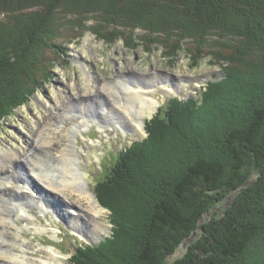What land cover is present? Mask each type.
Returning <instances> with one entry per match:
<instances>
[{
  "label": "trees",
  "instance_id": "obj_1",
  "mask_svg": "<svg viewBox=\"0 0 264 264\" xmlns=\"http://www.w3.org/2000/svg\"><path fill=\"white\" fill-rule=\"evenodd\" d=\"M238 1L253 6L260 2L258 8L264 4ZM66 3L74 7L85 3L87 15L75 19L77 28L93 20L86 29L110 43L122 36H112L109 29L140 27L149 33H170L181 24L191 34L216 40L230 29L232 37L248 46L259 42L264 48V38L257 37H264V20L251 11L226 8L222 0L189 2L196 21L205 25L187 16L183 17L189 20L176 21L160 5L147 12L141 0H0V14L8 19L16 20L20 7L30 9L28 17L22 18V13L18 19L22 23L15 24L23 28L5 18L0 21V122L42 87L41 56L59 38L56 34L49 38L46 27ZM233 11L238 12L236 23L229 15ZM199 28L203 31L195 32ZM262 67H254V72L264 74ZM224 73L220 81L202 89L201 102L194 97L172 99L164 115L158 113L146 123L147 137L118 155L110 174L95 187L100 203L110 211V236L97 244L78 245L70 264H250V257L264 249V83L253 86L251 94V90L243 94L240 86L228 102L217 104L214 97L209 100L213 94L235 91L234 73L227 68ZM46 74L43 68L42 75ZM210 107L213 112L207 111ZM190 133L199 137L191 138ZM228 196L231 205L210 216ZM183 243L184 254L169 261Z\"/></svg>",
  "mask_w": 264,
  "mask_h": 264
},
{
  "label": "rangeland",
  "instance_id": "obj_2",
  "mask_svg": "<svg viewBox=\"0 0 264 264\" xmlns=\"http://www.w3.org/2000/svg\"><path fill=\"white\" fill-rule=\"evenodd\" d=\"M141 1L144 10H147V12L153 13L156 9L163 8L169 10L170 16L176 17V21L180 18L183 20H189V18L194 21L197 20L194 10L189 5L192 0ZM222 1H224L226 8L230 7L234 11L245 10L247 13L251 11L250 14L259 16V21L264 20V4L261 5V8H258L260 2L253 6L254 4L249 1H246L248 5H244L238 0ZM152 3L154 7H151ZM159 5L160 7L157 8ZM183 7L187 9L185 10ZM20 8H18V15L21 16L23 13L22 18L28 17L30 9L28 7ZM61 8L49 18L50 22L45 31L49 38L52 37V34L58 35L59 38H54V48L46 49L41 56L43 67H41L38 75L43 81L42 87L34 92L25 104L15 108L12 114L4 117L0 122V157H2V151L5 149H14L20 152L8 167H1L2 164H0V175L3 177L1 172L6 170V167L8 169L12 164L18 166L19 163H28L24 160L26 152H29L32 158H41L43 161L41 163L47 164L53 162L63 163V156L67 155L71 163L78 167V174L82 177L84 186L88 188L89 193L93 194L94 200L97 202L98 207L103 209V213L100 215L91 213L90 209L87 208L89 204L85 199H79L77 195L74 196L70 192H64L65 194L62 197H58V201L64 205V211L67 213L63 215L67 217L62 214L56 215V207L59 205L56 200H52L51 203L55 214L51 213L54 217L51 213L40 212L35 203H31L30 209L28 208L29 212L32 211L30 212L32 216H34L33 214L36 215L35 223H39V220L43 224L44 227L39 223L40 231L43 230L41 233L37 232L34 227L27 225L28 218H18H24L18 221L19 226H28L24 230L21 229V233L23 230L22 236L25 239L23 243L27 254L26 258L41 262L40 260L43 257L45 258L46 254L51 253V249L54 248L61 253L58 256L59 260L55 261L54 264H70V255L78 245L97 244L110 236L112 230L110 211L97 198L95 194L96 184L98 181L105 180L110 174L111 168L122 151L130 147L133 142L146 138L145 123L152 116L153 111H158L161 115H164L168 104L174 98L185 100L194 97L198 98V102H201L202 89L206 91L209 82L220 81L225 76V68L234 73L232 81H234L233 86L235 85V87L233 88L235 91L219 90L218 95L213 94L209 100L215 99L217 104L220 101L223 102V100L228 102L230 96L235 95L240 86L241 88L243 86L242 89L244 90H241L243 94L249 90H251L249 92L251 94L252 88H260V85L264 83V74H258L253 69L256 66H264L262 60L264 48L259 42H254L255 44L248 46V43H245L239 37H232L230 29L226 31V37L219 38L217 36L218 39L216 40L213 37L208 39L201 33V35L191 34V31L185 30V26L181 24L173 26L175 31L170 33H149L140 27L132 30L117 28L118 31L109 29L107 33H114L112 36L115 34L122 36L110 43L107 40L99 39L89 28V30L86 29L94 23L93 20L84 21L85 28H77L75 19L78 17L83 18V14L87 11L85 3L76 7H74V4L66 3ZM32 9H35V7H32ZM234 11L229 15L233 16L231 21L236 23L238 22L236 20L238 12ZM200 13L201 15L204 14L201 11ZM19 16L16 17V21L13 16L8 19L9 15L0 14V21L5 18L8 19L9 23L14 22L15 27L23 28V25H15ZM213 18L218 20L219 16L215 15ZM200 22L197 23L200 25L208 24L207 22ZM18 23H22V21ZM5 24L9 25L8 23ZM190 25L195 26L193 23H190ZM189 29L193 30L190 27ZM197 31L199 33L203 29L195 30V32ZM257 37L264 38L263 36ZM219 40L223 42V45L219 44ZM43 68L47 71V74L49 72L48 76L47 74L42 75ZM87 78L91 79L87 82ZM155 80L164 88L171 90L163 91L158 85L151 93L154 98V94L158 91L155 97L159 104L154 107L151 113H146L143 116L144 131L137 127L135 129L131 128V130L126 131V134H123L118 126H111V123L118 122L116 117H122V112L129 118L134 116L133 112L128 114L124 110L125 107H121L113 99L115 96L121 98L126 94V91L123 90V83L128 82L130 85L134 82L147 81L151 82L152 85ZM90 88H94V91L89 95ZM120 88L121 94L119 95L116 92ZM85 92H87L86 95H84ZM82 97L85 100L84 106H80L82 105L80 104ZM218 97L223 99L220 100ZM122 103L124 105V101ZM103 104L113 110H111L112 115L115 116L117 111L115 121L108 120L102 113ZM207 111L211 112L212 107L207 108ZM74 114H76V120L73 119ZM84 118H90L91 121L82 123L81 121ZM97 123H101L102 130H100ZM179 123L178 120L175 126L179 127ZM60 126L61 129H58ZM189 135L191 138L199 137L197 136L198 133H190ZM27 159L29 160L28 157ZM0 163H2L1 160ZM16 166L14 167L15 173L12 170L9 171L8 175L11 178L15 180H21V178L27 180L29 178V181H32L34 177L29 169H22L21 165ZM21 173H24L27 177H23ZM133 174H136L134 171L132 177L135 179ZM254 176L255 174L252 178ZM56 180H61L60 174H58ZM35 182L37 185L30 183L35 189H38L37 192L44 193L43 189L45 188L42 182L40 181V183L38 180H35ZM3 190H5V194L12 195L16 200L24 199L26 196L21 194L16 196L17 193L12 191L13 188H0V191ZM5 194L0 192V197H4ZM43 201H47L46 198ZM25 202L29 204L33 201ZM124 202L125 204L120 202L121 206L122 204L123 206L126 205V201ZM231 203L232 197H226L209 215L221 214ZM2 205L6 208V205L0 202V206ZM72 208L79 212V217H75L77 215L74 214V217L70 215ZM12 210L19 211L17 208ZM60 217L62 218L60 219ZM96 222L97 224L94 226ZM15 229L14 225L9 226L6 229V234L20 241L19 238L13 235ZM191 241L189 242L191 243ZM257 248L259 249V247ZM17 250L20 251V249ZM185 250L186 244L183 243L171 255L169 261L183 255ZM249 261L250 264H264V249L260 247L255 256L250 257Z\"/></svg>",
  "mask_w": 264,
  "mask_h": 264
},
{
  "label": "bare ground",
  "instance_id": "obj_3",
  "mask_svg": "<svg viewBox=\"0 0 264 264\" xmlns=\"http://www.w3.org/2000/svg\"><path fill=\"white\" fill-rule=\"evenodd\" d=\"M90 79L91 78H87V82ZM141 83H143L147 86H145ZM141 83H139V82L135 83L134 82V83L129 85L128 82H124L123 83V87H124L123 90L126 91V94L122 97L120 96L121 98H118V96L113 97L114 101H116L121 107H125L124 110H126V112L128 114H129V112H133V114H134L133 117L130 116V118H129L125 115L124 112L119 110L120 112H122V117H120V118H119V116L116 117L118 119V122H116L115 116L117 115V111H116V115L114 116V115H112V111H113L112 109H109L104 104H103L104 106H102L103 107L102 113L107 117V119L110 121L111 120L115 121V123H111V126H114V125L118 126L122 130L123 134H126V131H128L129 129L131 130V128L135 129L137 127L144 131V128H143L144 118H143V116L146 113H151L154 110V107L157 104H159V101L155 97V94L158 91L154 94V98L151 96V93L154 92V89H156V87L160 84L158 82H156V80L152 82V85L150 84L151 82L149 83L147 81L141 82ZM93 89L94 88L89 89V91H88L89 95H90V93H93V91H94ZM160 89H162L163 91L164 90L165 91L171 90L169 88H164L162 85H160ZM157 90H159V89L157 88ZM108 92H109V90H108ZM86 93L87 92H85L84 95H86ZM116 93H118V91ZM84 101H85L84 97H82L81 103H80L82 105H80V106H84V104H83ZM122 101H124V105H123ZM155 112L156 111H153L152 115ZM73 119L76 120V114H74ZM90 121H91L90 118H84L81 122L86 123V122H90ZM97 124L100 127V130H102L101 123H97ZM58 129H61V126ZM65 136H66V134H65ZM19 154H20V152L18 150H14V149L13 150H9V149L3 150L2 151V157H0V160L2 161V163H0V164H2L1 167H3V166L8 167L9 164H11L12 161H14L16 159V156ZM27 157L29 158V160L27 159ZM24 160L28 161V163H25V162L19 163V165H21L22 169H25V170L29 169L30 173L34 177V178L32 177L33 178L32 181H29V178H27V180H25L23 178H21V180H15V179L11 178L10 175H8L9 171H11V170L13 173H15L14 167L17 164H12L8 169L6 167V170H4V171L2 170L3 172H1L3 174V177H1L2 175H0V177H1L0 178V188H2V187L4 189L13 188L12 191L17 193L16 196H19V194L26 195L24 199L16 200V199H14V197L12 195L5 194V190L0 191V192H3L5 194L4 197H0V202H2L4 205H6V208L3 205L0 206V233H1V236H0V264H11V263L12 264H54L55 261L59 260L58 256L60 253V251H57L54 248L51 249L52 250L51 253L46 254L45 255L46 257L45 258L43 257L40 260L41 262L33 261L31 258L30 259L26 258L27 254H26V251L24 250V243H23V241L25 239L22 236V234H23L24 228L26 229V227H28V226L21 227V225L19 226L18 221H20V219H24V218L27 219L28 218L26 221L27 225L34 227V229L37 232L41 233L43 231V230L40 231L41 230V227L39 225L40 221L38 220L39 223H35L36 215L33 214L34 216H32V214H30V212H32V211L30 210V212H29L28 208L32 204L35 203V205H37L39 207L40 212L44 213L48 210V212L54 213V210L52 208L53 205H49L52 203V200L58 201V197H62L63 194H65L64 192H70L74 196L77 195L79 199H85L89 204V206L87 208L90 209L91 213L100 215L101 213H103V211H102L103 209L98 207L97 202L94 200L93 194L89 193L88 188L86 186H84V183L82 181V177L78 174V172H79L78 167L74 166V164L71 163V161L69 160L67 155L63 156V161H64L63 163H54L53 162V163L47 164V163H41V162H43L41 158L34 159L30 156L29 152H26ZM18 166H16V167H18ZM58 174L61 175L60 181L56 180ZM21 175L23 177H27L24 173L23 174L21 173ZM35 180H38L39 182L41 181L42 184L44 185V188L46 189V190L43 189L44 193L43 192L37 193L36 197L34 196L36 189L31 184V183H35V185H37ZM45 198L47 201H49V204H47V201H43ZM31 200L33 202H30ZM25 201H29L30 203L27 204L28 202L26 203ZM38 202L40 203V205ZM58 204L59 205H57V207H56V215H61V214L66 215L67 212L64 211V208H63L64 205H62L59 201H58ZM13 208H17L19 211H13L12 210ZM73 209L74 208H72L70 215L73 216V214H74V215H77L75 217H79V212L76 211L75 209H74L75 210L74 211ZM65 215H63V216H65ZM19 217H24V218L18 219ZM65 217H67V216H65ZM61 218L62 217H60V219ZM69 218H70V216H69ZM40 224L43 226L42 223H40ZM96 224H97V222L95 223L94 226H96ZM13 225L16 227L15 231H13V233H14L13 235L16 238H19L20 241L13 239L6 234V229L9 226H13ZM21 229H23L22 233H21ZM17 249H20V251H18ZM60 255H61V253H60Z\"/></svg>",
  "mask_w": 264,
  "mask_h": 264
},
{
  "label": "water",
  "instance_id": "obj_4",
  "mask_svg": "<svg viewBox=\"0 0 264 264\" xmlns=\"http://www.w3.org/2000/svg\"><path fill=\"white\" fill-rule=\"evenodd\" d=\"M189 241H191V240H189Z\"/></svg>",
  "mask_w": 264,
  "mask_h": 264
}]
</instances>
